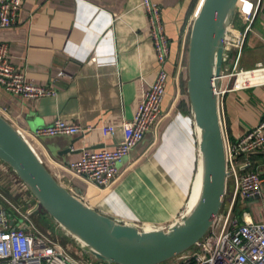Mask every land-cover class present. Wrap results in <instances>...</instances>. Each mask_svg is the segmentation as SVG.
Returning <instances> with one entry per match:
<instances>
[{
	"label": "crops",
	"instance_id": "1",
	"mask_svg": "<svg viewBox=\"0 0 264 264\" xmlns=\"http://www.w3.org/2000/svg\"><path fill=\"white\" fill-rule=\"evenodd\" d=\"M153 1L161 5L171 46L162 114L118 164V178L105 189L66 168L84 148L114 149L124 137L122 122L133 119L144 92L156 79V51L142 0H23L17 23L0 29V42L9 45L12 64L24 69L28 80L57 88L54 96L32 99L10 93L0 84V114L27 132L56 119L91 127L85 134L26 137L56 179L69 190L78 188L86 204L116 220L140 225L167 224L181 213L189 191L193 197L199 158L195 124L185 108L190 102L179 78L182 74L188 80V66L182 64L178 73V65L202 0ZM260 1L245 0L241 5L256 9L252 23L237 11L244 22L241 31H246L243 48L233 53L237 67L251 69L263 61L258 54L264 49ZM248 52L255 55L249 63L242 60ZM59 71L66 75L58 76ZM220 114L224 139L230 145L264 116V85L226 92ZM104 127L111 130L105 133ZM252 159L264 177V147ZM0 188L25 210L37 207L32 193L1 159ZM238 189L237 179L229 178L225 208L232 209V222H264V188L263 195L252 200L243 199ZM36 216V224L56 237L46 228L57 229L49 214L45 212L50 221L44 226L40 214ZM161 264H178V260Z\"/></svg>",
	"mask_w": 264,
	"mask_h": 264
},
{
	"label": "built area",
	"instance_id": "2",
	"mask_svg": "<svg viewBox=\"0 0 264 264\" xmlns=\"http://www.w3.org/2000/svg\"><path fill=\"white\" fill-rule=\"evenodd\" d=\"M244 1H239L236 13L241 11L246 21L252 23L256 9L252 5L241 6ZM22 3L23 0H0V29L17 23ZM142 5L148 14L156 51V79L144 92L133 119H125L122 122L124 137L114 149L84 148L80 157L66 168L73 175L98 188H109L115 183L119 176L118 164L157 124L167 94L170 41L162 21V8L153 0H142ZM257 6L258 9L262 7L264 13V0ZM245 37L246 31L230 25L225 38V60L218 86L214 87L219 107L228 91L264 85V59L251 69L237 67L233 53L241 51ZM181 69L182 62L178 65V73ZM247 74H250L251 79L243 80ZM65 75L64 71L58 72L60 77ZM240 77H243V81ZM0 84L6 91L24 98L39 99L57 94V88L53 85H42L28 80L25 70L12 64L10 47L5 42H0ZM90 128L56 119L33 132L17 129L25 137L30 136L37 140L42 136L85 134ZM110 130L111 127H104L105 133ZM263 147L264 116L258 125L248 129L234 143L227 145L225 141L227 180L234 177L237 179L238 194L245 200L257 199L263 195L264 177L252 159ZM0 200V264H103L92 254H87L84 258L76 256L70 246L43 231L32 219V214L39 207L38 202L37 207L25 210L24 205L9 198L1 190ZM183 214L184 212L180 213L173 221ZM232 217V209L223 205L205 236L190 249L176 256L178 264H264V222L238 223L232 222ZM134 224L143 230L147 226L167 228L169 223Z\"/></svg>",
	"mask_w": 264,
	"mask_h": 264
},
{
	"label": "water",
	"instance_id": "3",
	"mask_svg": "<svg viewBox=\"0 0 264 264\" xmlns=\"http://www.w3.org/2000/svg\"><path fill=\"white\" fill-rule=\"evenodd\" d=\"M239 1L202 0L193 20L187 94L201 129L198 160L203 163L202 192L196 207L167 228L140 230L134 223H120L86 204L78 197V188L72 191L62 185L26 137L0 114V159L85 254L109 264H161L194 246L214 224L225 200L228 174L214 87L218 86L225 38Z\"/></svg>",
	"mask_w": 264,
	"mask_h": 264
},
{
	"label": "rangeland",
	"instance_id": "4",
	"mask_svg": "<svg viewBox=\"0 0 264 264\" xmlns=\"http://www.w3.org/2000/svg\"><path fill=\"white\" fill-rule=\"evenodd\" d=\"M257 1V0H256ZM233 26H236L238 27L240 30H243L244 29V22L242 21L241 17L238 15V13L235 14L234 16V19H233ZM248 56H245L243 57L242 60H246L248 63L251 62L253 60V57H255V55H253L251 52H248ZM258 54L260 56H262V60L264 59V49H261L259 50ZM253 64V63H251ZM242 66V65H241ZM245 66H248V65H245ZM251 66V65H250ZM244 68V67H243ZM187 86V85H186ZM187 88V87H186ZM244 92H248V91H244ZM243 92V93H244ZM187 97L189 98L188 94H186ZM190 115L192 116L193 113L191 111ZM259 171L262 173L263 170L262 169H259ZM0 190L4 193V191L0 188ZM5 194V193H4ZM189 194H190V191H189ZM189 194H188V197L185 201V204H187L188 202V198H189ZM6 195V194H5ZM7 196V195H6ZM191 197L192 195L190 196V200H191ZM225 199H226V196H225ZM1 201V200H0ZM226 200H224V207L227 205V203L225 202ZM20 204V203H19ZM190 204V203H189ZM188 204V205H189ZM186 206V205H185ZM35 208V207H33ZM38 210V209H37ZM185 211V207L184 209L181 211L184 212ZM38 213L40 214L41 216V219H40V222L41 224L44 226L47 222H49L50 220H48L49 218H47L46 220V217H45V209L43 206H41L39 208L38 211H35L33 214H32V219L33 221L37 222L36 221V215H38ZM180 214V213H179ZM49 217H51L52 221L55 223V225L57 226V229H59L61 231V233L63 235H66V237H64L59 230H57L56 228L54 227H46V228H49V231L51 234L55 235L56 237H58L59 239H61L62 241H64L68 246H70L69 248L74 252L76 253L75 255L78 256V257H81V258H84L87 256V254H85L80 248H78L75 244H76V240L70 235V234H66L65 230H63L60 226H59V223L55 221V219L49 214ZM73 243V244H72ZM103 264H109V263H106V262H103Z\"/></svg>",
	"mask_w": 264,
	"mask_h": 264
},
{
	"label": "bare ground",
	"instance_id": "5",
	"mask_svg": "<svg viewBox=\"0 0 264 264\" xmlns=\"http://www.w3.org/2000/svg\"><path fill=\"white\" fill-rule=\"evenodd\" d=\"M241 78H243V77H240V79ZM249 79H251L250 74H247L246 78H243V80H249ZM192 118H193V122L195 124V129H196V137L198 140V150H199L198 154H199L200 153L199 141H200L201 129L197 126L195 118L193 117V115H192ZM7 169H8V167H7ZM202 182H203V163H202V160L201 161L198 160V166H197L196 175H195V179H194V185H193V197L190 200V196H189V200L185 206L184 214H186L187 212H191L196 207V205L198 204L200 197H201V192H202ZM148 225H150V224H148ZM74 237L78 241H80L81 243L84 242L79 237H77V236H74Z\"/></svg>",
	"mask_w": 264,
	"mask_h": 264
},
{
	"label": "trees",
	"instance_id": "6",
	"mask_svg": "<svg viewBox=\"0 0 264 264\" xmlns=\"http://www.w3.org/2000/svg\"><path fill=\"white\" fill-rule=\"evenodd\" d=\"M190 36H191V28L190 30L188 31V34H187V40H186V43H185V48H184V57L182 59V64H184L185 66H188V55H189V46H190ZM170 52H171V46H170ZM180 85L182 87V90L184 93H187V80L186 79H183L182 78V74H180ZM183 102V101H182ZM190 102V101H189ZM185 104V102H183ZM182 103V104H183ZM183 104V105H184ZM185 108H186V111L191 113V107L189 105L186 106L185 104ZM12 169V168H11ZM23 182V181H22ZM29 190V189H28ZM30 191V190H29ZM33 195V194H32ZM34 196V195H33ZM10 198V197H9ZM36 202H38L37 198L34 196ZM42 205H39V207H41ZM237 208V206H234ZM45 212L47 214H49L46 210ZM238 218H239V215H238ZM240 220V219H239ZM241 222V221H240Z\"/></svg>",
	"mask_w": 264,
	"mask_h": 264
}]
</instances>
